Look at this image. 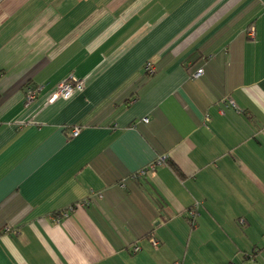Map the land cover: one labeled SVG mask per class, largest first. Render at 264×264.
I'll return each mask as SVG.
<instances>
[{"label": "crops", "instance_id": "1", "mask_svg": "<svg viewBox=\"0 0 264 264\" xmlns=\"http://www.w3.org/2000/svg\"><path fill=\"white\" fill-rule=\"evenodd\" d=\"M172 262L264 264V0H0V264Z\"/></svg>", "mask_w": 264, "mask_h": 264}, {"label": "built area", "instance_id": "2", "mask_svg": "<svg viewBox=\"0 0 264 264\" xmlns=\"http://www.w3.org/2000/svg\"><path fill=\"white\" fill-rule=\"evenodd\" d=\"M245 34L248 38L250 39H254L255 37V29L253 26H249L245 29ZM145 69L148 71H152V66L150 64H146ZM204 72L203 67H199L197 68L194 72H192L191 76L194 79H198ZM83 87V82L81 80H78L74 77H71L70 79H68L67 81L61 82L59 83L56 88L54 89V91L52 92L50 98H49V102H52L53 100H55L56 98H68L69 96H71L76 90L81 89ZM36 91L37 89H28L27 93H26V100L25 103L26 105H29L35 98L36 95ZM228 103L232 106H235V103L233 102V100L229 99ZM143 121H147V119H144ZM80 131V128L78 127H74L71 132H70V136L71 137H75L78 135ZM165 160V157H160L157 162L160 164ZM140 173H145V170H141ZM195 216V212L191 211L190 217L193 218ZM157 241H153V246L157 247ZM139 250L138 246H133L132 251L133 252H137Z\"/></svg>", "mask_w": 264, "mask_h": 264}, {"label": "rangeland", "instance_id": "3", "mask_svg": "<svg viewBox=\"0 0 264 264\" xmlns=\"http://www.w3.org/2000/svg\"><path fill=\"white\" fill-rule=\"evenodd\" d=\"M92 1H96V0H92ZM189 214H191V212H189ZM190 216V215H189ZM191 218V217H190ZM194 218H195V216H194ZM191 219H193V218H191ZM195 220H191L190 221V224L191 225H194V222ZM236 224H238V226L241 228V230L243 229V227L245 226V225H247V222L243 219V218H239L238 219V221H236ZM154 247V246H153ZM155 248V247H154ZM155 249H157V248H155ZM253 260V259H252ZM174 261H176V260H174ZM178 261V260H177ZM254 261V260H253ZM255 262V261H254ZM173 263V262H172ZM174 264V263H173ZM256 264H259V262H256Z\"/></svg>", "mask_w": 264, "mask_h": 264}, {"label": "trees", "instance_id": "4", "mask_svg": "<svg viewBox=\"0 0 264 264\" xmlns=\"http://www.w3.org/2000/svg\"><path fill=\"white\" fill-rule=\"evenodd\" d=\"M249 26H251V25H249ZM145 66H146V65H145ZM145 72H146V74L151 75V74L153 73V70L150 72V71H148V70L145 69ZM70 78H71V77H70ZM70 78H69V79H70ZM67 80H68V79H67ZM67 80H66V81H67ZM75 127H78V126H75ZM73 128H74V127H73ZM73 128H72V129H73ZM78 128H80V127H78ZM171 166L175 168V166H174L173 164H172ZM175 169H176V168H175Z\"/></svg>", "mask_w": 264, "mask_h": 264}]
</instances>
